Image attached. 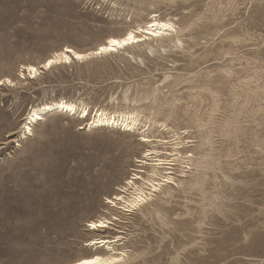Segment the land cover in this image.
I'll use <instances>...</instances> for the list:
<instances>
[{
	"label": "rangeland",
	"instance_id": "1",
	"mask_svg": "<svg viewBox=\"0 0 264 264\" xmlns=\"http://www.w3.org/2000/svg\"><path fill=\"white\" fill-rule=\"evenodd\" d=\"M153 16L178 34L21 75ZM0 79L12 82L0 86V264L109 254L87 246L97 238L116 239V264H264V0H0ZM59 100L90 116L49 115L23 138L29 110ZM97 110L152 125L91 131ZM177 144L193 157L172 166L175 185L132 213L107 204L147 150L172 160ZM102 218L111 230L90 231Z\"/></svg>",
	"mask_w": 264,
	"mask_h": 264
},
{
	"label": "bare ground",
	"instance_id": "2",
	"mask_svg": "<svg viewBox=\"0 0 264 264\" xmlns=\"http://www.w3.org/2000/svg\"><path fill=\"white\" fill-rule=\"evenodd\" d=\"M174 34H178V31L171 21H161L156 16H153L150 22L146 23L145 27H138L135 30H129L125 35L121 37H110L106 42L100 45L95 51L87 53H80L72 48L65 47L63 51L57 53L55 56L47 59L39 67L28 65L23 67L25 74H21L25 78L26 74L29 78L33 79L41 74V69L50 70L54 65L60 63L70 64L73 61H86L92 57H98L108 53L119 52L129 46L140 44L147 40H163L165 37H172ZM131 39L129 40V37ZM116 41V43H112ZM79 57V58H78ZM3 83L0 86L12 82L9 79H0ZM62 114L67 116H78L82 120H87L90 116L89 108L84 104H77L67 100L53 101L40 106L32 107L25 118V123L22 127L23 138L31 136L33 134V126L44 121L46 116ZM170 118V117H169ZM152 121L142 122L140 115L137 113H109L104 110H97L91 117L87 128L93 130L96 128H110L119 127L126 132H135L140 130L141 126L145 128L144 133L151 127ZM162 124V123H161ZM160 124V125H161ZM162 127L166 128L164 124ZM147 128V129H146ZM142 143L156 147L155 143L162 145L167 144L160 140L155 141L149 137L144 136ZM182 144V143H181ZM179 144L173 148L174 154H170L172 160L161 159V155H166L163 152H159L155 149L147 150L143 158L137 160L138 167L142 170L135 169L134 174L126 181L125 186L118 188L120 194L116 195L112 200H108L107 204H111L116 210L122 212H134L141 209L147 204L151 198L157 193L163 190V187L170 188L171 185L176 184V179L170 170L172 166L178 164L182 169H185V165L192 164V155L183 156L176 151L179 150ZM168 154V153H167ZM170 158V159H171ZM117 163L116 159H112L103 165L98 172L97 177L103 179L106 177L107 183L111 181L113 176V169ZM184 173V170H182ZM117 218V217H116ZM96 227L93 228L92 225ZM103 225V226H101ZM114 226L111 220L102 218L97 221H91L88 223L90 231L107 232L111 230V226ZM120 238V237H119ZM118 240V239H117ZM120 240V239H119ZM116 239L109 240L106 238L93 239L87 243L88 247L101 249L104 248L109 254H96L89 258L80 259L72 264H81L83 260H96L98 258L99 264H116L124 259V253H117L113 249V244Z\"/></svg>",
	"mask_w": 264,
	"mask_h": 264
},
{
	"label": "snow or ice",
	"instance_id": "3",
	"mask_svg": "<svg viewBox=\"0 0 264 264\" xmlns=\"http://www.w3.org/2000/svg\"><path fill=\"white\" fill-rule=\"evenodd\" d=\"M130 39H131V36L129 37V40ZM112 43H116V41H113ZM0 83H3V81H0ZM101 226H103V225H101ZM92 227L95 228L96 225L93 224ZM81 264H99V260H98V258L96 260H83V261H81Z\"/></svg>",
	"mask_w": 264,
	"mask_h": 264
}]
</instances>
